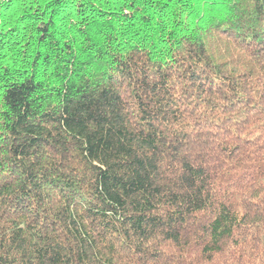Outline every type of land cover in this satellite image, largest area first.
I'll return each mask as SVG.
<instances>
[{
  "label": "trees",
  "instance_id": "1",
  "mask_svg": "<svg viewBox=\"0 0 264 264\" xmlns=\"http://www.w3.org/2000/svg\"><path fill=\"white\" fill-rule=\"evenodd\" d=\"M0 264H264V0H0Z\"/></svg>",
  "mask_w": 264,
  "mask_h": 264
}]
</instances>
